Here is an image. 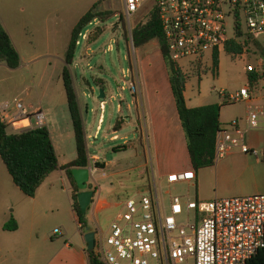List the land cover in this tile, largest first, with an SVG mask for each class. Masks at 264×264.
Returning <instances> with one entry per match:
<instances>
[{
  "label": "crops",
  "instance_id": "1",
  "mask_svg": "<svg viewBox=\"0 0 264 264\" xmlns=\"http://www.w3.org/2000/svg\"><path fill=\"white\" fill-rule=\"evenodd\" d=\"M12 8L11 0H0V23L10 39L11 29L6 24V20H9ZM156 43L155 40H150L140 46H135L137 48L134 53L135 57H133V67L127 70V79L128 82L134 84V93L132 98L125 102L126 113L122 115L123 117L118 118L122 109L121 102L115 104L116 118L111 113L109 115L110 119L118 118L119 128L113 130V123L111 124L108 140L114 142L122 139L121 143L108 145L112 157L103 159L100 156L102 148L94 144L103 118L101 111L89 125L85 122V126L82 124L85 133L84 146L87 152L86 166L90 168L87 184L89 189L93 190L85 212L84 225H79L77 214L72 207L70 194L73 185L64 170L58 168L51 170L45 175L33 196H27L15 186L7 171L3 172L0 169V206H2L0 209V264H13V261H16L15 264H87L84 233L92 230L94 240L102 236L107 231V223L120 208V202L124 196L146 192L151 184L167 185L169 191L166 201L171 194L179 195L180 200L183 201L186 198L205 200L233 194L264 193V162L249 153L239 151L238 142H231L230 138L234 137L232 132L225 139L226 146L223 154L215 156L213 164L195 170L191 167L184 134L171 95L166 67ZM261 46L264 47V44ZM258 62L264 63L261 57H258ZM259 75L249 87L246 72L247 86L251 96L247 101H241L242 113H233L223 117L220 109L222 105L218 113L221 130L228 129L226 123L232 118H237V125L243 130L242 142L248 147L256 148L264 147V129L258 126L246 128L245 116L246 104L252 107L258 105L264 107V87H254L257 79L264 78V73ZM185 83L186 80L182 94L185 104L188 107L204 104V102L195 104L188 102ZM89 97L93 98V95ZM99 102L98 106L101 110L103 100ZM24 104L30 108H39L45 114L44 125L48 128L58 165L66 164L73 159L76 156L73 129V150L70 149V155L66 156L62 151L65 142L63 130L57 124L55 115L49 110L44 111L40 105L34 107L31 103L24 102ZM130 105L134 108V121L131 120L132 115L128 111ZM88 111L92 112L93 109H88V105H85L86 115ZM260 119L262 115L258 116L256 125H259ZM130 122L133 123L135 132L132 133L133 139L128 143V139L124 135L120 136L118 130L122 125ZM91 145L93 149L89 153L87 146ZM128 148L131 149V156L126 159L119 152H125ZM105 149H107L106 146ZM95 163H99L100 166H96ZM184 169L193 170L191 179L171 183L165 180L166 174ZM129 170H133V177L128 176L127 171ZM184 209L183 207V211ZM49 213H56L62 218L59 222L61 229L57 232L61 236V243L51 249H41L37 247V236L43 220ZM64 214L70 217L71 225L68 226L63 221ZM10 216L15 220L17 227L12 231L2 227V223ZM22 250L26 252L24 262L16 258ZM38 255H41L40 259L36 258Z\"/></svg>",
  "mask_w": 264,
  "mask_h": 264
},
{
  "label": "built area",
  "instance_id": "2",
  "mask_svg": "<svg viewBox=\"0 0 264 264\" xmlns=\"http://www.w3.org/2000/svg\"><path fill=\"white\" fill-rule=\"evenodd\" d=\"M142 8L148 16L155 13L167 57L180 68L187 63H202L205 53L211 62L212 53L223 50L228 39L240 37L236 26L252 38L264 32V0H121L129 39L128 19ZM226 17H230L235 33L232 37L225 33ZM86 32L79 36L86 37ZM180 60L184 63L179 64ZM244 68L245 72L263 71L260 62L247 63ZM129 85L134 91V84L129 81ZM219 94L223 101H247L251 96L247 85L228 93L220 89ZM246 110L245 127L264 129V107L246 104ZM259 115L262 119L256 125ZM44 117L41 109L30 108L20 98L0 102V120L13 131L43 127ZM237 121L232 118L226 123L228 129L216 132L214 157L223 154L225 139L232 132L231 142H238L239 151L264 162V147L243 143V130ZM192 171H173L165 175V180L187 181L193 177ZM152 188L126 195L107 223L106 233L94 240L91 250L103 264H244L262 247L264 193L183 201L171 194L164 204L154 184ZM180 215L184 222H177Z\"/></svg>",
  "mask_w": 264,
  "mask_h": 264
},
{
  "label": "rangeland",
  "instance_id": "3",
  "mask_svg": "<svg viewBox=\"0 0 264 264\" xmlns=\"http://www.w3.org/2000/svg\"><path fill=\"white\" fill-rule=\"evenodd\" d=\"M96 1L11 0L12 14H10L9 20H6V24L11 29L10 40L20 56V63L16 68L10 69L5 63L0 62V101L5 99L11 101L13 98H20L25 103L33 104L34 107L40 105L44 111L49 110L52 112L60 129L63 130L65 142L62 151L66 156L70 155V149L73 150L74 142L72 140V127L68 122L69 114L60 70L64 66L65 46L69 40L73 22L78 15L89 9ZM98 1V8L112 13L104 20L95 19L91 21L83 28L82 33L87 31L86 37L80 35L75 43L73 61L68 69L72 76L82 124L84 125L85 122L89 125L92 119L94 121L97 118L100 111L103 115L99 134L94 144L102 148L100 156L107 159L112 157L108 145L121 143L122 140L117 139L110 142L107 137L111 124L116 118L115 104L121 102L122 109L118 118L123 117L122 115L126 113L125 102L132 98L134 93L127 79V70L133 67V57H135L134 53L137 47L131 45L127 25L121 15V0ZM146 17H148V13H144L143 8L138 10L134 16L128 19L129 28ZM224 21L226 36H234L230 17H226ZM96 27L100 30V33L94 41H90L88 37L95 31ZM241 29L243 31V34L239 37L242 43L241 54H231L219 50L217 52L218 65L215 72L210 70L211 62L207 53L204 54L205 58L202 63H187L181 67L184 74H186L185 90L189 103L204 102L205 104L212 101L220 103L223 117L243 112L239 100L223 101L219 96L220 89L228 93L233 92L241 85H247L246 72L244 71L245 64L256 65L258 57H262V53H264V47L261 46L264 44V32L254 36L256 39L253 40V38L244 34L243 28ZM183 63V60L179 61V64ZM254 87H264V78L257 79ZM99 88L103 89L104 95L97 98L96 94ZM90 95H93V98H90ZM99 100H103L101 110L98 106ZM85 105H88V109H93L92 112L88 111L87 115L85 114ZM133 110V105H130L128 111L132 115V121H134ZM110 113L114 115V118L110 119ZM6 124L8 132H13L12 126ZM133 132L135 130L131 122L122 125L118 130V134L120 136L124 135L128 139V143L133 139ZM105 146L107 149L104 150ZM92 149V145L87 146L89 153ZM119 154L127 159L131 156V149L128 148L125 152H119ZM0 169L6 172L1 158ZM127 173L129 177L134 176L133 170H129ZM154 185L157 193L162 195L165 204L167 192L169 191L167 185L158 186L156 183ZM149 189L153 191L152 184ZM1 208L2 206H0ZM60 219L62 218L56 213L47 215L37 236V247L51 249L61 243V236L57 231H54V229H61L59 227ZM69 219L70 217L64 214L63 221L68 226L71 225ZM177 222H184L183 215L177 216ZM25 254L26 252L22 250L16 258L20 259V262H24ZM36 258L40 259L41 255ZM187 262L189 263V260ZM12 263L15 264L16 261Z\"/></svg>",
  "mask_w": 264,
  "mask_h": 264
},
{
  "label": "trees",
  "instance_id": "4",
  "mask_svg": "<svg viewBox=\"0 0 264 264\" xmlns=\"http://www.w3.org/2000/svg\"><path fill=\"white\" fill-rule=\"evenodd\" d=\"M98 0L91 5L89 9L83 12L74 22L70 30L69 40L65 46L64 66L60 70L64 96L69 112L70 124L72 125L74 135V149L76 156L68 163L58 165L56 152L52 146V140L48 128L44 125L40 128H28L8 132L7 124L0 120V158L5 165L7 174L11 177L15 186L27 196H33L37 187L44 180L46 174L53 169L64 170L66 176L70 179L73 189L70 194L72 207L75 210L79 225H84L85 214L80 210L76 202V185L70 174L69 168L73 166L87 165V152L85 151V133L81 122V114L78 101L75 97V90L72 83V76L68 66L73 61L75 41L83 28L93 19L99 21L107 18L111 13L108 10L98 8ZM100 30L92 33L88 39L94 41ZM236 34L241 37L243 32L239 26H236ZM129 35L132 46H140L151 39L157 41V47L163 57L168 82L172 92V98L179 117V123L182 128L186 151L189 157L191 167L195 170L199 167L213 164L214 162V141L215 134L219 130L218 113L220 103L208 102L197 106L188 107L183 99V88L186 80V74L174 61L169 59L164 47V40L161 34L159 23L155 13H151L143 22H136L129 29ZM249 36V35H247ZM252 38V37H250ZM243 42V41H242ZM223 51L231 54H241L242 43L239 40L230 38L223 45ZM264 62V53H262ZM0 62L6 64L10 69L16 68L20 63V57L10 42V36L0 23ZM217 54L212 53L211 71L217 69ZM261 73L247 72L248 86L251 87L253 81ZM113 130L119 128V121L116 119L112 124ZM100 166L99 163H95ZM2 227L8 231L15 230L16 222L12 216L2 223ZM87 264H103L98 260L93 250L87 251ZM244 264H264V224H263V245Z\"/></svg>",
  "mask_w": 264,
  "mask_h": 264
},
{
  "label": "water",
  "instance_id": "5",
  "mask_svg": "<svg viewBox=\"0 0 264 264\" xmlns=\"http://www.w3.org/2000/svg\"><path fill=\"white\" fill-rule=\"evenodd\" d=\"M264 67V63L262 64ZM102 89L99 88L98 92L96 94V97H102ZM89 167L86 166H73L69 168L70 174L74 179L77 191L75 194L76 202H78L80 210L85 214L88 206L91 194H93V190L89 189L88 187V172ZM94 232L92 230H88L86 233H84V241L86 243L85 245V251H91L92 245L94 244Z\"/></svg>",
  "mask_w": 264,
  "mask_h": 264
}]
</instances>
